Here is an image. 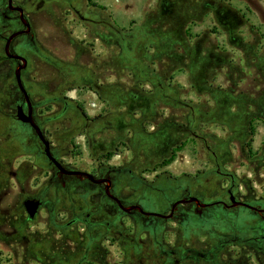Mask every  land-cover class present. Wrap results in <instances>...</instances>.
I'll use <instances>...</instances> for the list:
<instances>
[{
    "label": "rangeland",
    "instance_id": "374dc122",
    "mask_svg": "<svg viewBox=\"0 0 264 264\" xmlns=\"http://www.w3.org/2000/svg\"><path fill=\"white\" fill-rule=\"evenodd\" d=\"M14 3L42 54L26 50L22 84L58 162L94 179L132 170L109 178L145 216L179 204L153 226L63 176L18 122L16 62H0V264H264L246 241L264 204V0ZM15 27L0 20L6 36ZM38 196L30 219L23 202ZM232 198L247 207L218 205ZM232 228L241 240L217 247Z\"/></svg>",
    "mask_w": 264,
    "mask_h": 264
},
{
    "label": "flooded vegetation",
    "instance_id": "af4514ba",
    "mask_svg": "<svg viewBox=\"0 0 264 264\" xmlns=\"http://www.w3.org/2000/svg\"><path fill=\"white\" fill-rule=\"evenodd\" d=\"M19 9H22V13L19 12ZM0 20L6 21V22H14L16 23V27L13 29L12 33L10 35H4L3 33H1L0 31V43H4L2 46V51H1V46H0V62H6V61H14L16 62L17 68L16 71L20 68V74L21 72L27 67L28 63H29V57L27 56V54L25 53L26 50L34 53L35 55H42L39 51V49L37 48L36 44H35V40H34V34L31 30V24L29 22V19L25 16L24 14V10L23 8L16 6L14 3V0H2V4H0ZM27 25L29 27H27ZM16 35V36H20V35H24L25 40H21L19 42H17V40L15 39L13 41L14 38H12L11 40H9L11 38V36ZM13 41V42H12ZM19 58H24L26 60V65L23 63V61H21ZM25 65V67L23 68V66ZM28 98H29V102H27L26 97L24 96V94L22 92H20V96L18 99V105L17 107L21 106L24 110L25 114H29V112L31 111V115H32V119L33 121L37 124V126L39 128H42L41 124L36 120L35 117V110L37 108L36 103H34L29 94H28ZM65 107H68V104H64ZM22 126L25 127L26 130H30L32 129L31 126L29 124L23 123L21 121H18ZM51 151V156L52 158H54L56 161H58V156L57 154L54 153V151ZM44 157L47 159L48 164H53L51 162V160L47 157L46 153H45V148H44ZM132 173V170H128V169H109L106 173L105 170H101L98 173V176L96 179L99 180H107L109 179L111 181V183L109 185H107V183H101V184H95L93 182V184L99 186V188L103 191V199L107 198L109 200H111L119 209L120 213L121 212H125L123 211L120 207L119 204L112 199L109 195L117 198L114 195V183L113 180L110 179V175L111 174H118L121 175L122 173ZM63 176H70V175H65L63 174ZM235 195L234 192V181L232 180L231 183V187L227 190V195L226 197H228L229 199ZM41 197L40 201L44 204L45 203V199L42 196H38ZM121 205L125 208L128 209V211H126L128 214L134 215L136 217H138L140 220L143 221V223L145 224H152L153 226H157L158 222L161 220H164V217H149V216H145L144 213L142 211H139L137 209V205L134 206L132 204L128 203V200H122L117 198ZM229 201V200H228ZM218 205H222V207H224L225 210H234V209H239V208H246L243 206H236V207H232V203L231 202H227L225 200L222 201H218ZM241 202V201H240ZM204 204V203H202ZM187 206L190 207L191 213L193 215L195 214H199L200 212L199 210L204 211L203 215L205 216V219L208 222H211V220L213 219V217L215 218V216L210 213V209L213 207V205H209V204H205V205H209L206 206L204 208L201 207H197V205L195 203H188L185 204ZM256 209H248L250 212H252L254 214L253 218H256L257 221L254 222V225L251 228V234L252 236H250L249 239H247V243L249 247H252L254 249H257L261 252L264 253V204L260 203L258 206L254 207ZM176 210V208H175ZM174 210V212H175ZM173 212V213H174ZM167 214V213H165ZM85 215L84 213H81L80 216H74L73 220L71 223H76L80 220H84L82 218V216ZM91 216V214H87V218H89ZM262 220H258V217H262ZM87 222V220H84ZM256 223H260V226L257 225ZM228 225V224H227ZM224 227L226 229H228L225 225ZM237 230H235L234 228H232V233L229 234H221L223 237H226V239H219V243L217 247L223 248L224 244H228L229 241L232 243V245H237V243L241 240V238L239 236L236 235ZM246 243V244H247ZM216 247V248H217ZM219 251V249H218Z\"/></svg>",
    "mask_w": 264,
    "mask_h": 264
},
{
    "label": "water",
    "instance_id": "95a60500",
    "mask_svg": "<svg viewBox=\"0 0 264 264\" xmlns=\"http://www.w3.org/2000/svg\"><path fill=\"white\" fill-rule=\"evenodd\" d=\"M19 12L22 13V9H19ZM27 27H29L27 25ZM16 35H13L11 36V38L9 40H11L12 38H14ZM21 61H23V63L26 65V60L24 58H19ZM25 65L23 66V68L25 67ZM20 68L16 71V81H17V84H18V87L20 88L21 92L24 94V96L26 97L27 99V102H29V98H28V94L22 84V80H21V76H20ZM17 118L19 121L23 122V123H26V124H29L31 126V128L35 131V133L37 134L38 138L41 140L42 144L44 145L45 147V153L47 155V157L51 160V162L53 163L52 165L55 166V168L61 173V174H65V175H71V176H76V177H85L86 179H88L89 181L93 182V183H96V184H101V183H107V185H109L111 182L110 180H95L93 178V176H91L90 174L88 173H84V172H79V171H68L66 170L58 161H56L54 158H52L51 156V151H50V143L48 140L45 139L44 135L42 134L40 128L35 124V122L33 121L32 119V115H31V111L29 112V114H25L24 113V110L22 107H19L18 108V111H17ZM112 199H114L118 204H119V207L123 210V211H128V209H125L120 201L109 195ZM183 203V202H182ZM184 203H195L198 207H201V208H204L208 205H205V204H202L197 198H189L186 202ZM231 205L232 207H236V206H246L244 203L240 202V201H236L234 200L233 198L231 199ZM179 204V203H177ZM177 204H175L173 206V211H172V214L175 210V207L177 206ZM23 206L29 216L30 219H34L39 211V209L41 208L42 206V203L40 201L39 198H36V197H33V198H28L26 199L24 202H23ZM137 209L139 211H142L139 207H137ZM169 215V216H160V215H155L157 217H164V218H169L172 216Z\"/></svg>",
    "mask_w": 264,
    "mask_h": 264
}]
</instances>
